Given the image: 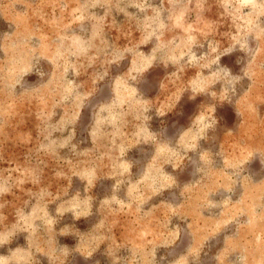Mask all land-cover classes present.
Returning a JSON list of instances; mask_svg holds the SVG:
<instances>
[{"label": "rangeland", "instance_id": "rangeland-1", "mask_svg": "<svg viewBox=\"0 0 264 264\" xmlns=\"http://www.w3.org/2000/svg\"><path fill=\"white\" fill-rule=\"evenodd\" d=\"M0 264H264V0H0Z\"/></svg>", "mask_w": 264, "mask_h": 264}]
</instances>
